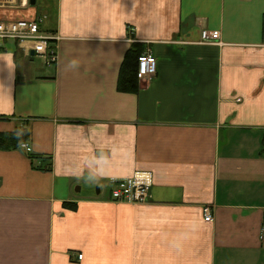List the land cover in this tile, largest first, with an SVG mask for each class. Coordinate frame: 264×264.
I'll return each instance as SVG.
<instances>
[{
  "label": "crops",
  "instance_id": "1",
  "mask_svg": "<svg viewBox=\"0 0 264 264\" xmlns=\"http://www.w3.org/2000/svg\"><path fill=\"white\" fill-rule=\"evenodd\" d=\"M34 20L55 64L0 41V136L31 149H0V264H264V0L0 6ZM136 45L156 73L122 93ZM138 172L152 203H111Z\"/></svg>",
  "mask_w": 264,
  "mask_h": 264
},
{
  "label": "built area",
  "instance_id": "2",
  "mask_svg": "<svg viewBox=\"0 0 264 264\" xmlns=\"http://www.w3.org/2000/svg\"><path fill=\"white\" fill-rule=\"evenodd\" d=\"M16 0H0L1 7H8L15 4ZM219 32L202 30L200 33V43L204 45L219 44ZM13 40L20 45L29 43L31 46L27 50L33 52V57L40 59L45 65L56 63V49L53 42L55 37L43 34L40 31V22L15 21L0 22V41ZM29 56V54H27ZM155 58L148 52H144L136 60V78L145 80L153 77L156 73ZM21 149L30 154L31 149L28 144H22ZM111 189L108 193V200L114 204L147 205L151 204V174L145 172L135 173L129 179L114 180L110 183ZM204 222H212V211L209 207L202 210ZM259 240L264 243V221L260 226ZM78 260L82 256H78Z\"/></svg>",
  "mask_w": 264,
  "mask_h": 264
},
{
  "label": "trees",
  "instance_id": "3",
  "mask_svg": "<svg viewBox=\"0 0 264 264\" xmlns=\"http://www.w3.org/2000/svg\"><path fill=\"white\" fill-rule=\"evenodd\" d=\"M138 55L137 45L128 51L118 80L117 89L119 92L135 93L137 91L136 58ZM27 140L28 133L25 129L18 130L12 135L0 136V149L20 148L22 144H27ZM50 166H48V170Z\"/></svg>",
  "mask_w": 264,
  "mask_h": 264
},
{
  "label": "water",
  "instance_id": "4",
  "mask_svg": "<svg viewBox=\"0 0 264 264\" xmlns=\"http://www.w3.org/2000/svg\"><path fill=\"white\" fill-rule=\"evenodd\" d=\"M35 4V0H30V5H34ZM34 54H33V52H31V56H33Z\"/></svg>",
  "mask_w": 264,
  "mask_h": 264
}]
</instances>
